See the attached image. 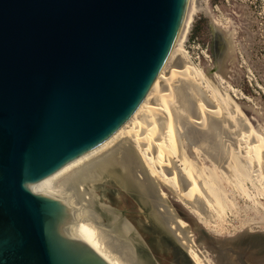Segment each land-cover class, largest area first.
Wrapping results in <instances>:
<instances>
[{"label": "water", "instance_id": "1", "mask_svg": "<svg viewBox=\"0 0 264 264\" xmlns=\"http://www.w3.org/2000/svg\"><path fill=\"white\" fill-rule=\"evenodd\" d=\"M187 2L0 0V264H108L65 230L60 202L27 185L132 116L177 41ZM195 232L218 264L264 252L262 234L218 241Z\"/></svg>", "mask_w": 264, "mask_h": 264}, {"label": "rangeland", "instance_id": "2", "mask_svg": "<svg viewBox=\"0 0 264 264\" xmlns=\"http://www.w3.org/2000/svg\"><path fill=\"white\" fill-rule=\"evenodd\" d=\"M195 1L197 13L186 50L204 84H191L198 91L196 94L191 90L189 94L188 91L181 94L177 107L180 120L185 118L186 121L178 124L177 131H180L177 133L183 137L180 148L187 171L191 176L195 174L205 188V206L216 221L213 231L208 230L170 191L163 189V193L177 215L189 225L196 245L206 255L207 263L218 264L216 255L195 232L196 227L218 241L235 239L246 233L264 235V183L242 149V146L250 145L264 149V0ZM181 80L186 83V80ZM197 99L224 113L225 117L213 120L211 132L201 133L188 124L199 113ZM207 133L214 135L215 138H211L214 146L196 147L195 140L208 136ZM211 157L225 162V167ZM142 165L148 169V162L143 160ZM263 168L264 160L262 171ZM154 176L157 183H163L158 173ZM131 187L128 179L122 181L114 175L110 181L91 189L89 193L101 210L111 211L116 216L124 213L129 223L126 225L132 228L133 223L139 227L155 264H189L188 257H184L178 249L169 247L154 232L149 234L144 229L151 222L131 197ZM126 189H130L129 192ZM133 230L137 232V229ZM136 232L135 239L144 244L137 234L139 232ZM232 260L234 264H264V252H254L244 258L233 257Z\"/></svg>", "mask_w": 264, "mask_h": 264}, {"label": "bare ground", "instance_id": "3", "mask_svg": "<svg viewBox=\"0 0 264 264\" xmlns=\"http://www.w3.org/2000/svg\"><path fill=\"white\" fill-rule=\"evenodd\" d=\"M195 2L188 0L177 41L153 86L132 116L100 145L67 162L46 178L27 185L33 194L60 202L57 217L65 230L108 264H150L145 256H151L140 234L126 225L125 214L116 216L111 211L101 210L89 193L91 189L110 181L114 175L122 181L129 180L133 188L131 197L136 205L142 207L153 228L167 240L169 247L178 249L192 264H208L206 255L195 243L190 227L177 215L163 193V189L170 191L208 230L213 231L216 221L208 206H205V188L195 174L191 176L187 171L188 166L180 148L183 137L177 133L180 131H177L178 124L186 121L185 118L180 120L177 107L181 94L187 91L189 94V90L196 94L198 91L191 84H204L203 77L186 50L197 13ZM197 101L199 113L187 122L196 131L211 132L213 120L225 117L224 113L199 99ZM191 115L195 117V114ZM209 135L195 140L194 145L211 148L214 146L211 138L215 137ZM242 149L264 183V149L257 145L242 146ZM215 159L212 158L215 162L219 160ZM143 160L148 162V169L143 167ZM218 163L225 165L220 160ZM190 169L194 173L193 166ZM153 172L163 179L162 184L157 183ZM126 190L129 192L130 189ZM135 232L145 245L135 239Z\"/></svg>", "mask_w": 264, "mask_h": 264}, {"label": "flooded vegetation", "instance_id": "4", "mask_svg": "<svg viewBox=\"0 0 264 264\" xmlns=\"http://www.w3.org/2000/svg\"><path fill=\"white\" fill-rule=\"evenodd\" d=\"M134 229H137V232H139V234H140V230L136 227V225L135 224H133L132 223V225H131ZM148 226V225H147ZM189 226V225H188ZM149 227L151 228V229H153V232L155 233V235H157L159 238H160V240H162L164 243H167V244H169L168 242H167V240H165L162 236H160V233L158 232V230H155L154 228H153V226H152V224H150L149 225ZM142 229V228H141ZM140 236H141V234H140ZM142 237V236H141ZM142 239H143V241L145 242V240H144V238L142 237ZM145 244H146V246H147V252H148V255L150 254V251H149V246H148V244L145 242ZM145 260L146 261H148L150 264H155V260L152 258V257H147V256H145Z\"/></svg>", "mask_w": 264, "mask_h": 264}]
</instances>
